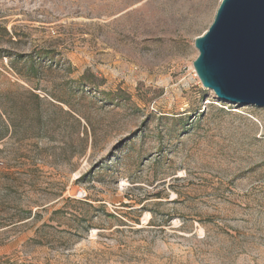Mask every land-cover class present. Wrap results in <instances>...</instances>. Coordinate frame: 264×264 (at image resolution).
<instances>
[{"label": "rangeland", "instance_id": "obj_1", "mask_svg": "<svg viewBox=\"0 0 264 264\" xmlns=\"http://www.w3.org/2000/svg\"><path fill=\"white\" fill-rule=\"evenodd\" d=\"M220 1L0 0V264H264V108L192 67Z\"/></svg>", "mask_w": 264, "mask_h": 264}, {"label": "water", "instance_id": "obj_2", "mask_svg": "<svg viewBox=\"0 0 264 264\" xmlns=\"http://www.w3.org/2000/svg\"><path fill=\"white\" fill-rule=\"evenodd\" d=\"M192 63L222 102L264 108V0H221Z\"/></svg>", "mask_w": 264, "mask_h": 264}, {"label": "trees", "instance_id": "obj_3", "mask_svg": "<svg viewBox=\"0 0 264 264\" xmlns=\"http://www.w3.org/2000/svg\"><path fill=\"white\" fill-rule=\"evenodd\" d=\"M22 61H18V64H11V68L15 71L16 75L20 78L30 82H39L44 80L45 73L47 71H52V65L54 58L48 54L46 51H40L36 56H20ZM46 65V66H44ZM27 82V83H28ZM16 90H6L2 96V101H15L23 102L31 110L36 111V108L41 106L45 101L41 96L34 92V88L31 86L26 89L24 86H16ZM36 87V86H35ZM55 100L54 98H52ZM37 106V107H36ZM25 110V107L22 108Z\"/></svg>", "mask_w": 264, "mask_h": 264}]
</instances>
